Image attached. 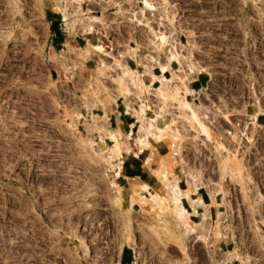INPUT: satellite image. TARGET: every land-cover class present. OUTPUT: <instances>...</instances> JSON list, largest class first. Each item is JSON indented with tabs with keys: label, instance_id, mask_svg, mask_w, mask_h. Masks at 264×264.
Segmentation results:
<instances>
[{
	"label": "rangeland",
	"instance_id": "obj_1",
	"mask_svg": "<svg viewBox=\"0 0 264 264\" xmlns=\"http://www.w3.org/2000/svg\"><path fill=\"white\" fill-rule=\"evenodd\" d=\"M61 1L0 0V264H118L126 244L136 262L186 264L184 242L192 238V255L202 240L208 264H231L236 254L247 264L237 246L214 250L219 218L206 233L210 220L192 223L187 209L185 220L174 211L172 196L180 206L203 182L188 168L189 189L178 187L180 153L154 160L159 192L141 180L134 185L141 210L123 209L115 177L125 147L132 156L155 144L193 140L199 150L210 141L218 155L223 145L209 114L182 101L198 71L213 74L205 77L213 88L229 71L255 67V85L263 87L264 0ZM53 34L65 36L63 45L52 46ZM149 130L156 135L147 138ZM219 154L220 180L231 174L241 183L242 164ZM42 177L53 182L42 187ZM114 201L120 204L109 214ZM12 213L29 233H10Z\"/></svg>",
	"mask_w": 264,
	"mask_h": 264
},
{
	"label": "built area",
	"instance_id": "obj_2",
	"mask_svg": "<svg viewBox=\"0 0 264 264\" xmlns=\"http://www.w3.org/2000/svg\"><path fill=\"white\" fill-rule=\"evenodd\" d=\"M173 63L179 66L176 60H172L171 66ZM257 69L259 68L252 67L250 69L246 66H239L237 69L229 71L227 75L222 74L226 75L221 77L222 83L217 82L210 89L208 85L210 82L205 77L206 75L211 77L213 74L198 71L190 77L189 86L191 91L185 94L186 98L201 106L199 112L209 114L208 121L211 122L213 132L216 135V142L220 140L223 145L219 147L217 155L219 157L216 156L217 151L210 141H208L209 146H203L199 152L200 155L196 161L202 163L203 171L198 173L201 174L203 189L206 192L207 188L209 192L221 197L223 195V189L221 188H224V190L225 188L231 189L235 185L239 195H245L246 202L249 204L248 210H246L248 221L245 222L241 230L243 242L240 243L242 245V255L245 259L247 257V264H264V256H260V253L264 255V85L260 89L255 85L253 78ZM260 71L264 73V69H260ZM248 75L250 78L246 79ZM227 76L230 77L226 80ZM203 77V82H206V85H203L204 83L201 81ZM195 83H200V85L193 86ZM202 88H205L206 92L202 91ZM262 88L263 90H261ZM259 106L262 110L258 111ZM255 112L256 117H254ZM260 118H263V120L260 121ZM253 121L258 125L256 130L252 128ZM232 134L237 138H233ZM248 136L252 138V141L247 140ZM170 147L173 156L181 154V148L173 147L172 142ZM219 153L230 156L233 161L242 164L240 166L243 172L241 183L232 182L230 179L231 174H226L220 180ZM58 159L59 157H54L53 160L57 161ZM232 165H236V162ZM193 173L197 174L196 171ZM237 177L240 179V176ZM116 178L118 176L115 177V180ZM52 182L53 180L43 177L40 181L42 187H47ZM209 185H214L216 187L215 191L209 188ZM11 216V224H9L11 234L30 232L26 229L27 225H20V221L17 219L19 215L16 218V215L12 213ZM20 216H22L24 223L31 220L29 210L23 212V215ZM219 221L218 228L221 234L218 237L224 251L223 246L226 247V250H228V245H231L232 248L238 238V232L224 218H219ZM211 224L210 222L207 231L211 230ZM257 226H259V230ZM233 262L239 263L240 260L235 257L230 263L233 264Z\"/></svg>",
	"mask_w": 264,
	"mask_h": 264
},
{
	"label": "crops",
	"instance_id": "obj_3",
	"mask_svg": "<svg viewBox=\"0 0 264 264\" xmlns=\"http://www.w3.org/2000/svg\"><path fill=\"white\" fill-rule=\"evenodd\" d=\"M50 22H52V19H50ZM62 30H64V28ZM64 40L65 36L56 37L55 34H53L50 39L53 47L55 45H63ZM202 91L206 92V89L202 88ZM192 142L193 140H189L188 142L184 143V146L180 147L184 162L175 164L174 167V173L178 175L179 178L177 182L178 187L183 191L188 190L190 187L189 181L191 177L186 173V170L188 168L193 169L197 172V174L195 175H198L200 178L201 174L198 172L203 171L202 163L200 161H196L200 155L199 152L202 147L197 150L194 148V144ZM152 147L153 150L151 151L147 150L148 148H146L141 153H133L132 156L129 154L126 155L122 160L120 174L118 175V179L116 178V181L120 186L124 188L123 194L121 195V203L123 209L135 211L136 209H138L137 206H139V210L142 209V206L138 202V200L132 201L133 194L131 193L134 185H136L139 180L147 183L150 191L159 192L162 189V182L160 181L156 173L159 165L158 163L154 164V160L160 156H165L166 154H168L171 151V147L168 144H155L152 145ZM146 150L148 151L147 155L146 153H144ZM148 154H151L149 166L146 162L147 158L149 157ZM141 192H144L143 195L147 197V190H141ZM244 196L245 195H239V193L234 190V187H231V189L225 188V190H223V195L219 197V195H212L211 192L207 190V188L205 192V190L203 189V184H199L196 190H191L188 194L182 195L181 203L188 210L189 220L192 223L202 222L204 221V218H207L213 224V222L218 218H224L225 220H227V223H229L231 226L233 225L238 232V238L234 242L232 248L237 246L238 250L242 254V245H240V243L243 242L241 230L245 222L248 221L246 210H248L249 205L246 202V197ZM241 197L243 198L241 199ZM95 203V201L92 203L94 207H96ZM113 203L115 204L114 207L110 204L108 206H105V210L108 211L109 214L112 213L113 209L118 208V204H120V202L115 201ZM171 221L174 222L173 218H171ZM174 225H176L175 222ZM207 229L208 226L207 228H205V232H207ZM196 241L198 240L192 238L190 241H187V243L184 242L185 245L187 244V253L189 255V259L185 260V263L208 264L207 247L204 246L202 240H199L200 248L196 251H199V253L192 255L193 243H195ZM213 242L214 250H216L217 253L222 254L224 251L222 250V245L220 243L219 237ZM227 248L229 249L230 246H227ZM134 256L135 255L134 250H132V246L130 244H126V248H123L121 251L118 264H142L141 260L139 262H136L133 259ZM234 263L235 262H233V264ZM235 264H241V261Z\"/></svg>",
	"mask_w": 264,
	"mask_h": 264
},
{
	"label": "bare ground",
	"instance_id": "obj_4",
	"mask_svg": "<svg viewBox=\"0 0 264 264\" xmlns=\"http://www.w3.org/2000/svg\"><path fill=\"white\" fill-rule=\"evenodd\" d=\"M61 1V0H60ZM60 3H62V1L60 2ZM62 7H63V10L65 11V8L67 7V5L65 4V3H62ZM66 17V16H65ZM182 104H183V106H185V107H191V105L189 104V101H188V99L186 98V100H184V101H182ZM192 108V107H191ZM194 109V108H193ZM194 111V113H193V116L194 117H196V111L195 110H193ZM201 122V121H200ZM253 126H254V122H253V125H252V128H253ZM204 130H206L207 131V129L205 128ZM147 133H148V135H147V138L150 136V135H152V136H155L156 134H155V132L154 131H152V130H149V131H147ZM251 137L250 136H248V141H250L249 139H250ZM145 141V138L144 139H140V142L145 146L146 145V143L144 142ZM239 142V141H238ZM123 152H124V154H129L131 151H130V148L129 147H125L124 148V150H123ZM173 189V188H172ZM173 197V201H174V204H175V212L178 214V215H180L179 217L180 218H182L183 220H185L186 219V217L188 216L187 215V211H186V208L183 206V205H180V206H178L177 205V201H178V199H180V198H178V197H176L175 195L174 196H172ZM190 229L189 228H187V231H189ZM134 243V242H133ZM138 243V242H137ZM134 247V246H133ZM89 248V246L87 247V249ZM230 249V248H229ZM230 252H231V250H230ZM237 256V254L235 255V257ZM244 261L247 263V257H246V259L244 258Z\"/></svg>",
	"mask_w": 264,
	"mask_h": 264
}]
</instances>
